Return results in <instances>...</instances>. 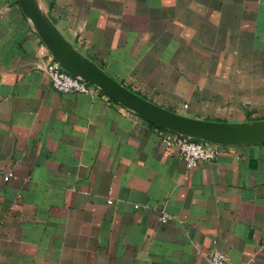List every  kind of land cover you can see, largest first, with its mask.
<instances>
[{
	"label": "crops",
	"instance_id": "crops-1",
	"mask_svg": "<svg viewBox=\"0 0 264 264\" xmlns=\"http://www.w3.org/2000/svg\"><path fill=\"white\" fill-rule=\"evenodd\" d=\"M12 1L0 0V264H207L214 246L225 264H264V142L188 166L163 141L174 131L96 86L54 88L36 65L46 45ZM39 1L155 103L264 117V0Z\"/></svg>",
	"mask_w": 264,
	"mask_h": 264
},
{
	"label": "water",
	"instance_id": "water-1",
	"mask_svg": "<svg viewBox=\"0 0 264 264\" xmlns=\"http://www.w3.org/2000/svg\"><path fill=\"white\" fill-rule=\"evenodd\" d=\"M31 22L52 56L70 74L97 86L148 121L179 134L230 145L264 142V118L215 120L162 106L138 94L79 50L48 15L39 0H13ZM12 4V3H11Z\"/></svg>",
	"mask_w": 264,
	"mask_h": 264
},
{
	"label": "built area",
	"instance_id": "built-area-1",
	"mask_svg": "<svg viewBox=\"0 0 264 264\" xmlns=\"http://www.w3.org/2000/svg\"><path fill=\"white\" fill-rule=\"evenodd\" d=\"M36 65L49 76L52 86L61 92L90 93L92 87L95 86L79 76H74L67 72L52 56L47 47L43 58L39 60ZM183 106L186 107L187 103H184ZM163 141L167 146L175 148L184 158L188 166L195 165L203 160H213L223 150L232 146L230 144L202 139L196 140L177 132H173L172 135L163 136ZM12 175L13 173L11 171H7L4 173L3 178L7 180ZM167 218L168 215L165 213L159 216V220L161 221H164ZM225 262V253L215 246L212 247L207 257V264H225Z\"/></svg>",
	"mask_w": 264,
	"mask_h": 264
},
{
	"label": "trees",
	"instance_id": "trees-1",
	"mask_svg": "<svg viewBox=\"0 0 264 264\" xmlns=\"http://www.w3.org/2000/svg\"><path fill=\"white\" fill-rule=\"evenodd\" d=\"M153 125H156V124H154V123H152ZM156 126H158V125H156ZM158 127H160V126H158ZM194 139H196V138H194ZM197 140V139H196Z\"/></svg>",
	"mask_w": 264,
	"mask_h": 264
},
{
	"label": "rangeland",
	"instance_id": "rangeland-1",
	"mask_svg": "<svg viewBox=\"0 0 264 264\" xmlns=\"http://www.w3.org/2000/svg\"><path fill=\"white\" fill-rule=\"evenodd\" d=\"M264 118V117H263Z\"/></svg>",
	"mask_w": 264,
	"mask_h": 264
}]
</instances>
